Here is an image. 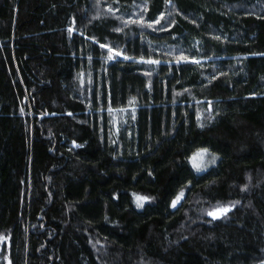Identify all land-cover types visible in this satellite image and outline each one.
Returning <instances> with one entry per match:
<instances>
[{"label": "trees", "instance_id": "trees-1", "mask_svg": "<svg viewBox=\"0 0 264 264\" xmlns=\"http://www.w3.org/2000/svg\"><path fill=\"white\" fill-rule=\"evenodd\" d=\"M95 1L0 0V264H264V0Z\"/></svg>", "mask_w": 264, "mask_h": 264}, {"label": "rangeland", "instance_id": "rangeland-1", "mask_svg": "<svg viewBox=\"0 0 264 264\" xmlns=\"http://www.w3.org/2000/svg\"><path fill=\"white\" fill-rule=\"evenodd\" d=\"M103 1L104 0H96L95 1V5L98 7V9L104 8ZM129 10H131V12H128L127 15L124 16L123 14L119 13L118 10H113V9L108 10L105 7L102 10H95L94 16L105 11V13L107 14L106 16L111 15V17H114V19L116 21H118V23H119L118 30L125 35L132 34L136 30H141L142 32H145V31H147V32L161 31L163 29L168 28V26H170L175 21L174 14L171 10L163 13L159 17V19H158L160 21L159 24H157L155 21H150L148 18H146L144 5H141V4L131 5ZM150 45H153L156 47V44H154V43H152ZM111 48L114 49V51L109 52L108 60H111V58H114L116 60L117 58L124 57V55H123L124 47L122 44H120L118 42H114L113 47H111ZM159 50H162L163 52H166L169 55H172V52L170 51L169 46H167V45L164 47L160 46ZM173 57L176 58L177 60L183 61V62H184V60H188L184 54H181V57H178V58L175 56H173ZM150 60H153V59H150ZM147 61H149V60H146V62ZM148 64H150V63H148ZM158 64L159 63L152 64V65L158 66ZM213 155L214 154L210 150H208V155H205L203 157V160H201V158L199 156V150H197L189 158L188 163L196 173H203L206 170H208L210 167L217 164L218 158L216 155H214L217 158L215 163H207L210 160L211 156H213ZM205 164L207 165L206 167H205ZM215 211H217V210H215Z\"/></svg>", "mask_w": 264, "mask_h": 264}, {"label": "snow or ice", "instance_id": "snow-or-ice-1", "mask_svg": "<svg viewBox=\"0 0 264 264\" xmlns=\"http://www.w3.org/2000/svg\"><path fill=\"white\" fill-rule=\"evenodd\" d=\"M170 2V0H169ZM157 24L160 23L159 20H156L155 21ZM71 31V30H70ZM102 47H108V45H102ZM110 51H114V49H110ZM195 63L199 64V61H194ZM147 63H150V64H157L159 63V61H156V60H149L147 61ZM177 63H180V61H177ZM71 115V114H70ZM205 155H208V149L204 148V149H200L199 150V156L201 158V160H203V157ZM216 157L213 155L211 156L210 160L207 162V163H215L216 161ZM207 165L205 164V167ZM137 204L138 206H143V202L148 200L149 198L148 197H143V196H138L137 198ZM182 199V196H177L176 199H174L172 202H171V206L172 207H176L178 202ZM238 203V202H237ZM235 207V204H230V205H226V206H222L220 208L217 209V211H214V212H209L208 215L212 216L213 219H218L220 218L221 216H224L226 215L228 212H230L232 210V208ZM9 264H11V262H9Z\"/></svg>", "mask_w": 264, "mask_h": 264}]
</instances>
